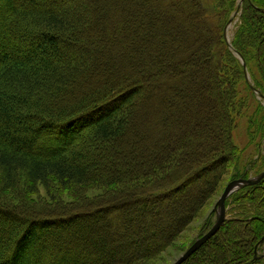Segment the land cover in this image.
I'll return each instance as SVG.
<instances>
[{
  "label": "trees",
  "instance_id": "trees-1",
  "mask_svg": "<svg viewBox=\"0 0 264 264\" xmlns=\"http://www.w3.org/2000/svg\"><path fill=\"white\" fill-rule=\"evenodd\" d=\"M30 1L0 0V264H156L228 181L264 172V116L255 159L233 140L244 87L264 101V0ZM55 182L101 197L42 215L29 199ZM226 208L185 264H264V180Z\"/></svg>",
  "mask_w": 264,
  "mask_h": 264
},
{
  "label": "rangeland",
  "instance_id": "rangeland-1",
  "mask_svg": "<svg viewBox=\"0 0 264 264\" xmlns=\"http://www.w3.org/2000/svg\"><path fill=\"white\" fill-rule=\"evenodd\" d=\"M34 4H31L30 0H19L17 5L20 7L29 8V9H32L34 7H40V5H42L38 2ZM5 15L6 13L0 10V19L3 18ZM237 22H238V19L235 18L234 23L229 24L227 28V42L228 43H230L234 37V32H235V27H236ZM1 35H2V31H1ZM17 36L19 40L16 39V41L25 43V46L21 45L22 51L27 52L34 48V45H30L26 41L24 36H20V35H17ZM247 78L251 85L252 78H251L250 73H248ZM245 90L246 88L244 87L243 89L244 93L242 94V97H244V100L246 98L248 102L246 103V108L243 109L244 111L243 114H241L240 118L238 119V124L236 126V129L234 130L233 140H234V144L240 150L245 151L244 159H245V162H247V160H249L251 157L254 159L256 158L255 151H256V144L258 143V139H255L253 140V146L249 147L250 136L248 135V127L251 122L257 121L259 118L264 116V111L259 108L260 105H262V107L264 108V101H262V98L258 96V94L255 98L249 91H245ZM146 109L147 107L145 105H142L140 113H142L143 111L145 113ZM151 113L152 111H150V114ZM147 118L145 119V121L142 118L140 123L138 124V127H139V130H141L143 133L147 132L148 134V127H147L148 123L147 122H149V120L147 121ZM44 142H48V139H46V141ZM261 151L264 154V143L261 147ZM256 177L251 176L250 179L256 178ZM230 182L231 181H228L223 186V188L219 191L217 196L211 200L208 207L203 211L202 216L198 218L197 220H195L190 226V228L183 234V236L180 237L177 241H175V243L165 253H163L160 256L158 261H156V264H174L191 247L193 243L201 239L204 235H206L212 229L217 219V208H216L217 202L222 196L223 191L225 190L226 186ZM57 189L58 188L55 182L53 192L56 193ZM54 193L53 195L55 199H52L51 195L47 194L46 190L43 187L39 186L35 195L31 197V199H29V201L33 203L31 204L32 208L33 209L35 208L34 209L35 211L37 209V212L41 213L42 215L52 214V213L66 214L70 212L73 209V207H76L80 205L81 203H86V202L91 203L96 198L101 197V191L95 190V189L82 190L78 194V196L77 195L71 196L67 194L66 192H62L61 194L56 193L57 195V198H56V195ZM80 195L82 196L83 199L80 198ZM5 196H9L10 200L14 198L13 196H11L10 193L5 194ZM0 198H2L1 195H0ZM31 205L29 206L30 208H31ZM227 218H228V215H227ZM54 253H57V252L55 251ZM46 263L52 264L51 260L49 259L47 260V262H45V264ZM33 264H38V263L33 262Z\"/></svg>",
  "mask_w": 264,
  "mask_h": 264
},
{
  "label": "water",
  "instance_id": "water-1",
  "mask_svg": "<svg viewBox=\"0 0 264 264\" xmlns=\"http://www.w3.org/2000/svg\"><path fill=\"white\" fill-rule=\"evenodd\" d=\"M241 60L243 64L245 65L244 60L243 59ZM263 180H264V172L261 175L257 176L256 178L238 179V180H234L230 182L226 186L222 196L217 202V205H216L217 219H216L215 225L206 235H204L201 239L197 240L174 264H185L208 241H210L215 235H217V233L221 230V228L223 227V225L225 224L227 220L226 202L233 194L237 193L238 191H240L241 189L245 187L254 186Z\"/></svg>",
  "mask_w": 264,
  "mask_h": 264
}]
</instances>
